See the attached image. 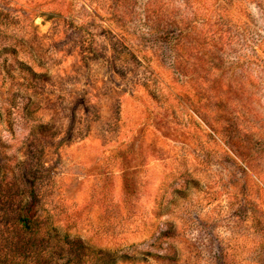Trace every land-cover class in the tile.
Returning <instances> with one entry per match:
<instances>
[{"label":"rangeland","instance_id":"374dc122","mask_svg":"<svg viewBox=\"0 0 264 264\" xmlns=\"http://www.w3.org/2000/svg\"><path fill=\"white\" fill-rule=\"evenodd\" d=\"M34 187L53 263L264 264V0H0V217Z\"/></svg>","mask_w":264,"mask_h":264},{"label":"trees","instance_id":"16d2710c","mask_svg":"<svg viewBox=\"0 0 264 264\" xmlns=\"http://www.w3.org/2000/svg\"><path fill=\"white\" fill-rule=\"evenodd\" d=\"M25 72H29V76H42L29 68ZM30 193L31 200L21 209L20 214L9 218L11 221L0 217V244H3L0 264H59L53 263L57 259V255H54L60 252V257L63 249H53V252L50 250L46 253L43 248V241L46 239L42 235L45 224L40 222L42 216L38 210L41 201L36 187Z\"/></svg>","mask_w":264,"mask_h":264}]
</instances>
